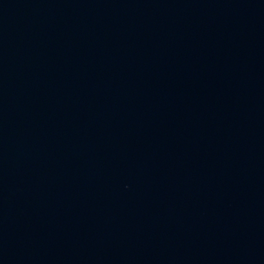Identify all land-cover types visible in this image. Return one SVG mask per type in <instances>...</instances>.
Wrapping results in <instances>:
<instances>
[{
    "label": "water",
    "instance_id": "water-1",
    "mask_svg": "<svg viewBox=\"0 0 264 264\" xmlns=\"http://www.w3.org/2000/svg\"><path fill=\"white\" fill-rule=\"evenodd\" d=\"M0 264H264V0H0Z\"/></svg>",
    "mask_w": 264,
    "mask_h": 264
}]
</instances>
